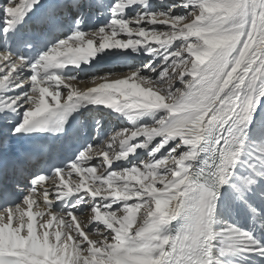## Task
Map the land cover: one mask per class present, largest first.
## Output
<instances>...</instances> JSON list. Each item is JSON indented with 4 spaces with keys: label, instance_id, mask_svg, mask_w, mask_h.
Here are the masks:
<instances>
[{
    "label": "snow or ice",
    "instance_id": "1",
    "mask_svg": "<svg viewBox=\"0 0 264 264\" xmlns=\"http://www.w3.org/2000/svg\"><path fill=\"white\" fill-rule=\"evenodd\" d=\"M4 12L0 264L264 255L227 219L264 225V0H8ZM85 16L107 22L84 30ZM98 56L128 70L75 74Z\"/></svg>",
    "mask_w": 264,
    "mask_h": 264
},
{
    "label": "bare ground",
    "instance_id": "2",
    "mask_svg": "<svg viewBox=\"0 0 264 264\" xmlns=\"http://www.w3.org/2000/svg\"><path fill=\"white\" fill-rule=\"evenodd\" d=\"M7 2L8 0H0V15H2V13L3 14L5 13L4 6L7 4ZM153 4L154 5H152V2H151L152 10L155 11L158 8L157 7L158 5H156L155 3ZM118 38H123V37H118ZM111 51L118 52L120 50H111ZM102 55L107 56V53L102 54ZM132 55L135 56L136 54L133 53ZM109 59H113V57H108L107 59H101V57L98 56L96 60H94L91 64H82V66H85L87 68H92V71H95L99 67L103 66L104 63H107ZM106 70H107L106 72H108V71H127L128 69L127 67L123 66L119 62V63H114L113 65L108 66V69ZM99 75H103V74H99ZM117 75H119V73H117ZM82 77L84 78L85 75L81 76V78ZM99 82L100 81H96L95 83H99ZM73 83L76 84V86L82 87V88L87 87V86H95L91 80L86 81V82H81V83H77V82H73ZM0 115H3V114L0 113ZM117 125L119 126V128L130 126L128 122L126 121L123 122V124L117 123ZM139 151H142V150H139ZM208 155H209L208 153H204L201 159L195 162L196 168H199L200 166H202L203 160L206 159ZM93 163H95V159L93 160ZM99 172L100 170L98 169L97 174H99ZM72 181L74 180L71 179L69 182L71 183ZM237 218H239L241 222H238L233 217H227V219H229L233 224H238L239 226L242 225V223H246L245 230L250 232L257 240L261 242V244H264V225H256L253 221L246 218L243 214L237 215ZM177 228L178 229L180 228V223L177 225ZM249 229L251 230L249 231ZM243 247H245V245H242V244L234 246V248L230 252H228V257L226 259L221 258L219 250H217L216 256L219 261L223 262V264H264V255L258 252L242 251L241 249Z\"/></svg>",
    "mask_w": 264,
    "mask_h": 264
},
{
    "label": "rangeland",
    "instance_id": "3",
    "mask_svg": "<svg viewBox=\"0 0 264 264\" xmlns=\"http://www.w3.org/2000/svg\"><path fill=\"white\" fill-rule=\"evenodd\" d=\"M151 2H152V5H154L153 3H155L156 5H158L157 7L159 8V9H167L171 4H173V3H175V0H163V2L161 3V0H151ZM157 8V9H158ZM156 9V10H157ZM161 30H166V29H163V27L161 28ZM123 38H126V37H123ZM177 43H179V41H177ZM114 63H104V65L103 66H101V67H99L97 70H95V71H92L91 73H90V75L89 76H85L84 78H87V77H90V76H93V75H99V74H104V72H106L107 70L106 69H108V66H110V65H113ZM83 78V77H82ZM195 163V162H194ZM157 186H159V185H157ZM120 213H118V215H119ZM140 216L142 217L143 216V209L141 210V212H140ZM234 218V217H233Z\"/></svg>",
    "mask_w": 264,
    "mask_h": 264
}]
</instances>
